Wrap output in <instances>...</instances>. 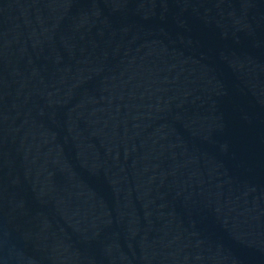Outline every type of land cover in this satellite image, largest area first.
<instances>
[{"label":"water","instance_id":"obj_1","mask_svg":"<svg viewBox=\"0 0 264 264\" xmlns=\"http://www.w3.org/2000/svg\"><path fill=\"white\" fill-rule=\"evenodd\" d=\"M0 264H264V0H0Z\"/></svg>","mask_w":264,"mask_h":264}]
</instances>
